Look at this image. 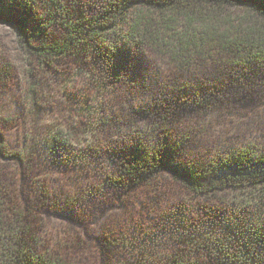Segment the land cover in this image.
I'll return each mask as SVG.
<instances>
[{"label": "trees", "instance_id": "1", "mask_svg": "<svg viewBox=\"0 0 264 264\" xmlns=\"http://www.w3.org/2000/svg\"><path fill=\"white\" fill-rule=\"evenodd\" d=\"M0 14L28 53L49 67L67 60L74 70L101 80L95 99L110 94L128 116L130 122L117 125L118 134L108 140L115 173L105 177L106 185L137 186L167 170L204 203H216L201 213L208 219L189 222L191 229L178 227L184 238L177 253L142 252L126 241L114 264H264V142L195 161L182 152L185 133L172 134L168 120L158 121V96L172 93L178 109L205 110L226 98L224 87L258 80L255 70L264 68V0H0ZM161 64L183 86L158 87ZM97 105L88 106L99 115L93 134L105 123L106 104ZM136 118L146 119L139 124ZM62 134L53 131L51 141L67 157ZM8 186L0 164V264H86L42 251L32 207L9 199ZM45 192L37 188L39 202L45 203Z\"/></svg>", "mask_w": 264, "mask_h": 264}, {"label": "rangeland", "instance_id": "2", "mask_svg": "<svg viewBox=\"0 0 264 264\" xmlns=\"http://www.w3.org/2000/svg\"><path fill=\"white\" fill-rule=\"evenodd\" d=\"M26 50L16 28L0 14V164L9 179L7 197L20 207H32L42 251L86 264H114L126 241L142 252L180 251L177 242L184 236L178 227L191 229L189 222L208 219L201 213L216 203H204L167 170L137 186L106 185L105 177L115 173L106 152L108 140L118 134L117 125L130 122L128 116L121 115L110 94L95 99L101 80L74 70L67 60L49 67ZM165 67L158 66V87L183 86ZM255 71L258 80L224 87L226 98L213 100L205 110L178 109L172 93L158 96V121L168 120L172 134L183 131L188 138L184 155L199 161L264 142V68ZM115 97L123 101V95ZM98 103L106 104L105 123L93 134L99 115L88 106L97 110ZM142 119L135 120L141 124ZM56 130L68 144L67 157L52 145ZM38 187L47 191L45 203L36 199Z\"/></svg>", "mask_w": 264, "mask_h": 264}]
</instances>
